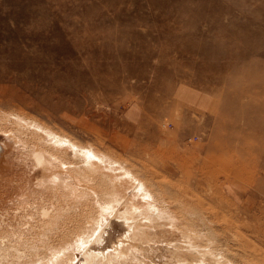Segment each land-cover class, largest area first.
I'll return each instance as SVG.
<instances>
[{
  "label": "rangeland",
  "instance_id": "1",
  "mask_svg": "<svg viewBox=\"0 0 264 264\" xmlns=\"http://www.w3.org/2000/svg\"><path fill=\"white\" fill-rule=\"evenodd\" d=\"M110 1L0 0V101L6 102L4 105L10 104L7 102L10 98L16 102L15 106H0V123L19 125L18 119L15 118L25 115L44 123L62 137L72 138L79 144L93 145L103 152L112 148L110 150L119 157H117L119 162L130 165L143 181L146 179L147 186L156 198L160 199L159 194L163 191L167 197L195 209L211 221V226L215 227L216 232H213L214 236L209 235L208 239L202 236L203 241H197L202 244L200 249L191 253L187 238L182 237L179 231L175 232L167 226V230L171 233L167 232L165 235L158 233L161 227H166L162 223L171 224L169 220L158 216L153 224L156 227L153 226L149 233L148 230L145 231L142 227L136 229L133 225L132 230H129L131 234H128V240L117 245L116 248L113 246L114 242L108 244L109 246L94 259L90 256L97 252H91L90 249L92 246L104 243L103 240H99V235L107 224L105 222L117 208L110 198L104 196L102 201L97 198L96 201L94 200L95 203H90L88 215H85V220L82 219L80 222L81 225L84 221L85 225L87 223L84 230L86 238L83 237L81 246L78 243V246L76 245L73 231L69 239L67 238V241H70L67 245V241L65 245L63 244L64 249L61 248L63 250L54 262L56 261L57 264H200V262L216 264L217 260L220 264H246L244 261L248 260L250 264H264L263 0H172L171 4L165 6V11L180 9V6L188 7L190 12L199 11L198 13L211 9L212 13L216 11L215 15L220 18L224 26L237 30L238 34L243 33L244 29L241 25L244 22L258 19L262 33L254 34L256 43L248 44L247 41H243L244 44L239 43L240 48L247 50L249 49L246 45L250 47H253V44L258 45L262 52L256 55V59H261L262 62L259 72L247 78L235 72L213 71L218 75H210L209 65H203L199 56L184 53L179 46L180 43L165 41L164 37L172 31L177 32L182 24L180 23L179 26L174 24V27L166 28L163 24L167 22V13L158 11L156 4H149L148 0H133V2L117 0L115 7H111L106 4ZM99 10L105 12L107 18L105 22L109 24L107 26H111L113 22L118 24L114 32L101 23L100 17L85 15L87 12L99 13ZM126 16L132 19L122 22ZM187 16L183 14L184 18ZM115 17H120L119 21L115 20ZM95 27L98 28L90 29ZM197 27L199 32L213 35L212 31L207 32L208 26L204 18L197 21ZM98 30H103V33L110 31L118 34L124 41L125 47L135 54V60L141 62L146 60L142 68L134 62L133 56L126 58L117 50L118 55L115 56V60L126 63L132 69V75L121 73L118 87L114 89L101 86L83 89L82 85L69 83L67 72H63L65 66L75 61L83 63L87 60L88 53L83 50L87 42L80 40L75 43L74 38L84 36V40L89 43L95 45V42L99 41L101 46L109 42L117 43L113 38L95 39L98 35L95 32ZM134 31L139 32L138 36ZM209 49L214 50L212 43ZM238 49H233L232 54L237 53ZM79 55L80 58H77ZM254 58L241 61L238 68L247 67ZM228 60L230 61V59L219 60L218 64L224 65ZM105 61L111 62L110 59ZM158 68L163 73L161 77ZM141 69L144 75H139ZM89 74V78L94 76L92 72ZM220 74L225 76V80L218 83L216 79ZM230 78L236 79L238 86L235 89L230 85ZM98 83H101V80ZM241 87L247 88L248 91L244 93ZM68 90L73 94H65ZM182 91L191 93L195 98H190L191 100L179 98L186 96L178 95ZM48 92L51 93V100L47 98ZM231 94L237 100L227 106L225 101L232 96ZM68 97L71 98L70 103L66 102L69 100ZM18 98H22L23 101ZM199 100L201 102H198ZM21 106L25 111L24 114L19 111ZM222 125L229 129L232 127L227 132L234 134L233 155L230 154L231 151L224 154L219 150L220 140L229 138L220 132ZM21 128V130H32L31 127ZM111 134L124 141L129 139L131 144L127 143L123 149L114 147L110 144ZM144 166H147V169ZM146 171L150 177L148 175L145 177ZM153 180L159 183L156 184ZM114 184L118 187L116 182ZM111 206L112 209L109 208ZM227 221L234 225V228H230ZM138 222L143 224V220ZM190 226L196 227L198 231L202 229L200 225ZM235 228L257 249L256 253L233 245L231 234L228 233ZM143 231L148 234L145 235ZM174 234L179 235L177 247L172 244ZM103 235L106 236L105 233ZM93 237L98 239L94 240ZM203 246L207 252L210 246L215 252L217 251L214 252L217 256L216 260L211 261L208 256H202L200 250H203ZM89 253L91 254L87 256ZM61 255L64 256L63 259ZM201 256L204 258L202 259ZM189 258L197 261L194 259L190 261Z\"/></svg>",
  "mask_w": 264,
  "mask_h": 264
},
{
  "label": "bare ground",
  "instance_id": "2",
  "mask_svg": "<svg viewBox=\"0 0 264 264\" xmlns=\"http://www.w3.org/2000/svg\"><path fill=\"white\" fill-rule=\"evenodd\" d=\"M129 1L133 2V0ZM148 2L149 4H156L158 11L167 13V22L163 24L166 28L174 24L178 26L180 23L182 24L177 32L172 31L171 34L164 37L165 41L180 43L179 46H181L184 53L187 55L199 56L203 65H209L210 70H208V72L210 75H218L213 71H219L221 73L235 72L241 73L243 77L246 76L247 78L252 76L251 74H257L259 72L262 62L261 59H256V55L262 53L261 48L255 44H253V47L246 45L249 50L240 48L239 46V43L244 44L243 41H247L248 44L251 42L256 43L254 41V34L256 32L262 33V29L257 22L258 19L257 21L252 20L244 22L241 25L244 31L242 34H238L236 32L237 30L224 26L220 22V18L215 15L216 11L212 13L211 9L198 13L199 11L190 12L188 7L185 6L182 8L180 6L179 8L182 11L180 9L165 11L166 4H171L172 0H148ZM116 3L117 0H111L106 4L115 7ZM262 5H264V0ZM103 11L99 10V13L96 11L87 12L85 15L87 17L92 14L96 18L100 17L101 23L107 26L109 24L105 22L107 18ZM227 11L230 10L227 9ZM117 14H119V12H117ZM183 14H187V18H184ZM120 16H122L121 13ZM201 18H204L207 22V32L212 31L213 35L209 36L199 32L197 21ZM119 19L120 17H115V20L119 21ZM130 19L132 18L126 16L125 19H122V22H127ZM117 25L116 22H113L111 26L107 27L111 32H114L117 29ZM97 28L98 27L90 29L95 30ZM110 31L107 33H103V30L96 31L95 33L98 35L95 39L100 37L104 39L113 38L117 43L109 42L105 46H101L99 41H96L95 45H93L94 43H89L87 40H84V36L83 38H74L73 41L75 43H78L80 40L81 42H87L83 50L88 53V55L87 60L83 63L75 61V63L65 66L63 72H67V80L69 83L78 86L82 85L83 89L85 87L96 88L99 86L106 89H114L118 87L121 73L126 72L127 76L132 75V69H130L126 63L116 61L115 56L118 55L117 50L126 58L133 56L134 59L136 56L125 47L124 41L119 38L118 34L111 33ZM134 33L136 36L139 34V32L136 31H134ZM211 43L214 50L209 49ZM236 48H239L237 50L238 52L232 54L233 49ZM253 57L255 58L250 60L252 62L250 65L238 68L239 65H241L239 64L241 61ZM77 58H80V55L77 56ZM106 59H110L111 62H106ZM223 59H230V61L228 60V63L224 65L218 64L219 60L221 61ZM134 62L138 63L143 68L146 60L141 62V60L134 59ZM213 62L215 64H213ZM157 71L161 77L163 74L162 71L159 70V68ZM89 72H92L94 76L89 78ZM144 74V71L141 69L139 75ZM99 80H101V83H98ZM224 80L225 76L220 74L216 82L220 83ZM235 80L236 79L230 78V85L233 86V89L238 86ZM227 82L229 84L228 80ZM71 90L66 91L65 94H73ZM241 90L244 93L248 91L247 88L242 87ZM184 93L185 91H182L179 94L183 96ZM233 94L226 99L225 103L227 106L237 100V98H234L235 96H233ZM46 95L48 100H51V93L48 92ZM18 99L23 101L22 98ZM68 99L69 100L66 102L70 103L71 98L68 97ZM7 102H10V104L4 105L6 102L1 100L0 106L16 105V102L11 98L8 99ZM19 111L23 114L25 112L22 106L19 108ZM226 113L228 112L226 111ZM223 114H225V112ZM227 116L229 117V114ZM20 117L21 118H15L18 119L19 125L0 123V264H57L54 260L64 249L63 244L65 245V242L69 239L68 237H70L73 231L75 232L74 241L76 245L78 243L79 246H81L83 237L86 238L84 230L87 227V223L85 225L84 221V225H81L80 222H82V219L85 220L84 217L88 215L87 211L88 208H90V203L94 202V200L96 201L97 198L102 201L104 196L107 199L110 198V200L115 203V208H117L115 209V213L105 222L107 224L102 228L103 231L99 235V240H103L104 243L98 246H92L90 249L91 252H97L90 256L94 259L109 246L108 244L114 242L115 244H113V246L116 248L118 247L117 245H121L128 240V234L132 230L133 225H135V228L142 227L145 231L148 230L149 233V230L155 226L153 224H155V220L158 219V216L165 218V220H169L171 223L170 225H168L169 223H162L163 226H166V229L161 227L158 233L164 235L167 234V232L171 233L167 230V226L175 232L179 231L182 237L185 236L187 238L191 253L197 252L196 250L198 248L200 249V245L202 244H199V242H197L198 240L202 242L203 240H201V238L204 237L208 239L209 235L214 236L213 232H216V229L211 226L210 220L202 216L195 209H191L182 205L179 201L167 197L163 191L159 194L160 199L156 198L147 186L145 182L146 179L143 181L130 165L119 162V157L117 156V158L112 150H110L112 148L103 152L96 146L89 145V147L81 143L79 144V142L68 136H66V138L60 136L52 128L46 127L44 123L25 115H20ZM21 127H31L32 130H21ZM230 129L222 125L220 132H223L229 138L220 140L219 150L224 154H226L227 151H231L230 154L233 155L235 153V149L232 147L234 144V134L232 135L230 131L229 133L227 132V130ZM127 143L131 144V140L128 139L124 141L122 138L116 137V135H110V144L114 147L123 149V146H126ZM242 143L243 145L246 144L244 141ZM144 167L147 169V166ZM220 167H223V165H220ZM147 171L144 172V174H146L145 177L148 175ZM214 172L215 170L213 173ZM156 176L159 175L156 174ZM114 182H116L118 187H115L116 185ZM153 182L156 184L159 183L157 180H153ZM199 203L202 204L200 200ZM206 205L209 206L208 203ZM109 208L112 209V206ZM217 213L219 212H216V214ZM139 218L143 220V224L138 222L142 221ZM86 220L89 219L86 218ZM214 221L217 220L214 219ZM219 221L221 223V220ZM227 224L230 228H234V225L228 221ZM190 225H200L202 229L199 228L200 230L198 231L196 227H191ZM245 227L248 228V226ZM145 231H143L144 234ZM249 231L251 233V230ZM104 233L106 236L103 235ZM228 234H231L233 245L255 251V253L257 252V249L242 236V233L237 228L233 229ZM133 236L135 237V235ZM212 236H210V238H212ZM178 237L179 235L174 237L172 243L174 247L178 246ZM215 240L217 241V238ZM69 241L66 242V245ZM205 242L207 243V241ZM202 249L203 250H200L202 256H208L211 261L216 260L217 256L214 254L215 251L212 246L209 247L208 252L204 246ZM90 254L91 253L87 256ZM202 256L201 258L203 259L204 257ZM194 260L197 261L196 259ZM217 262L219 263L220 261L216 260V264ZM245 262L246 264L249 263L248 260L244 261V263ZM200 264L205 263L200 262Z\"/></svg>",
  "mask_w": 264,
  "mask_h": 264
},
{
  "label": "crops",
  "instance_id": "3",
  "mask_svg": "<svg viewBox=\"0 0 264 264\" xmlns=\"http://www.w3.org/2000/svg\"><path fill=\"white\" fill-rule=\"evenodd\" d=\"M185 93H186V91H185ZM192 93H193V92H192ZM178 95H180V94H178ZM183 95H184V96L186 95L187 97L185 96L184 98H183V97H179V98H181V99H183V100H184V99H185V100H191L190 98H192V99L195 98V96H194V95H191V93H189V94L186 93V94H183ZM181 96H182V95H181ZM198 102H201V100H199Z\"/></svg>",
  "mask_w": 264,
  "mask_h": 264
}]
</instances>
